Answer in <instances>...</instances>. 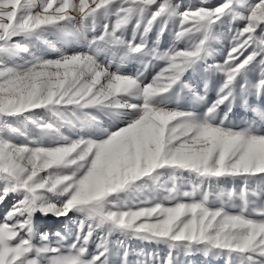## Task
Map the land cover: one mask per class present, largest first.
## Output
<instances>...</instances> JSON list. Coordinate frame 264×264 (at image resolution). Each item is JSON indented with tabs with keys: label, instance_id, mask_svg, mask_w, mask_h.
<instances>
[{
	"label": "snow or ice",
	"instance_id": "1",
	"mask_svg": "<svg viewBox=\"0 0 264 264\" xmlns=\"http://www.w3.org/2000/svg\"><path fill=\"white\" fill-rule=\"evenodd\" d=\"M217 42L223 57L209 63ZM130 62L134 75L123 71ZM200 68L215 98L190 89L202 112L171 107ZM252 96L264 99V0H0V204L15 197L0 264H113L114 248L122 264H180L196 252L264 264V108L244 126L230 120ZM37 213L76 214L71 241L57 232L34 242ZM125 240L168 252L129 261Z\"/></svg>",
	"mask_w": 264,
	"mask_h": 264
},
{
	"label": "rangeland",
	"instance_id": "2",
	"mask_svg": "<svg viewBox=\"0 0 264 264\" xmlns=\"http://www.w3.org/2000/svg\"><path fill=\"white\" fill-rule=\"evenodd\" d=\"M184 5H197L200 0H182ZM211 3H215L216 0H209ZM130 35V33H129ZM91 38V33H89V39ZM156 38V33L153 32L150 34V39L154 40ZM47 39L51 40L53 43L56 44L58 48H62L64 51L68 53L78 52V51H86L87 44L84 41H77L76 43L65 45L61 42H58L54 36H48ZM170 35L165 34L162 37V47H166L170 42ZM26 45H28L31 51L39 56H44L45 58H56L59 53L50 49L46 44L43 42L40 43H32L29 41H24ZM213 48L216 50L214 51L213 55L209 57L208 62L214 63L220 61L223 57V52L225 48L224 43H214ZM140 68V64L138 62H130L126 65L123 71L126 74L134 75L136 74L137 70ZM151 72V69L149 70ZM257 73H252L251 77L255 79L257 77ZM184 83L186 85L185 88L179 91L177 100L171 105V107H179L183 110H193L197 112H202L204 110L203 105L194 104L192 102V92L190 89L200 95H204L205 91L207 90L208 99L209 101L215 98V88L217 86V82L215 80L208 81L205 77V72L203 68H200L196 71L189 72L185 75ZM207 84V89L205 85ZM248 105L245 106L239 100H237L233 106L232 111L230 113V120L234 122L236 125L244 126L248 122L255 119L254 112L252 109H259L264 108V99L258 96H252L248 100ZM226 110V109H225ZM37 116L43 119L45 122H53V117L50 113H47L44 110H37ZM13 124H16V121H12ZM62 131L65 135H70L75 138L76 133L69 129L63 128ZM27 132L32 139H40V133L38 129L33 127L31 124L27 126ZM18 142H23V139L20 138ZM47 143V141H45ZM179 184L183 186V190H190V179H181ZM222 186L225 187H232V182L226 181L223 183ZM237 186H239V182H237ZM3 186L0 185V192H2ZM15 197L13 195H9V197L5 200L3 204H0V222H3L2 217L11 204L13 203ZM214 206H219L214 205ZM71 219L66 217H56L53 215L42 216L40 213H37L35 216V225H34V242H39V238L43 233H48L50 239L55 242L57 236L55 235L59 232L61 235L68 236L69 241H71L72 236L71 233L76 231V224L74 220L78 218L76 214H70ZM113 240L119 239V237L113 236ZM125 246L130 247L132 250V254L129 255V261H135L137 259V254L140 252L146 253H156L158 256H166L168 250L163 246H157L154 244H148L139 240H125ZM94 249V245H93ZM114 255L112 256L113 264H122V250L120 251V255H116L115 252L117 251L114 248ZM180 264H227V258L225 256H217L213 254L205 255L203 252H196L187 256L181 255L180 256Z\"/></svg>",
	"mask_w": 264,
	"mask_h": 264
},
{
	"label": "bare ground",
	"instance_id": "3",
	"mask_svg": "<svg viewBox=\"0 0 264 264\" xmlns=\"http://www.w3.org/2000/svg\"><path fill=\"white\" fill-rule=\"evenodd\" d=\"M60 218V217H59ZM64 219H67L66 217H63Z\"/></svg>",
	"mask_w": 264,
	"mask_h": 264
},
{
	"label": "built area",
	"instance_id": "4",
	"mask_svg": "<svg viewBox=\"0 0 264 264\" xmlns=\"http://www.w3.org/2000/svg\"><path fill=\"white\" fill-rule=\"evenodd\" d=\"M126 67V66H125Z\"/></svg>",
	"mask_w": 264,
	"mask_h": 264
}]
</instances>
